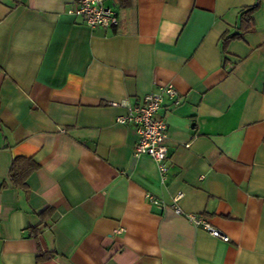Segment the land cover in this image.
<instances>
[{
  "label": "crops",
  "instance_id": "1",
  "mask_svg": "<svg viewBox=\"0 0 264 264\" xmlns=\"http://www.w3.org/2000/svg\"><path fill=\"white\" fill-rule=\"evenodd\" d=\"M74 1L0 0V264H264V0ZM164 84L162 178L116 117Z\"/></svg>",
  "mask_w": 264,
  "mask_h": 264
},
{
  "label": "built area",
  "instance_id": "2",
  "mask_svg": "<svg viewBox=\"0 0 264 264\" xmlns=\"http://www.w3.org/2000/svg\"><path fill=\"white\" fill-rule=\"evenodd\" d=\"M67 13L82 18L83 23L91 28H111L118 23L117 13L105 5V0H75L68 6ZM165 96L171 98L175 105L182 101L172 84H164L146 94L141 104L130 107L126 114L116 117L117 122H128L135 128L138 138L134 145V153L151 157L158 164L162 178L167 171L168 160L167 126L160 111ZM181 195L178 193L174 200L177 201ZM176 210L180 212L179 208ZM186 217L193 225L204 229L211 236L224 241L229 239L203 216L187 213Z\"/></svg>",
  "mask_w": 264,
  "mask_h": 264
},
{
  "label": "trees",
  "instance_id": "3",
  "mask_svg": "<svg viewBox=\"0 0 264 264\" xmlns=\"http://www.w3.org/2000/svg\"><path fill=\"white\" fill-rule=\"evenodd\" d=\"M119 1V0H118ZM121 2V1H119ZM121 4V3H120ZM256 5L250 6V7H245L240 11L241 14V24H240V31H237L235 33H231L230 34H226V36L224 37L225 40L230 39V38H237L240 37L242 35L243 32H247L250 31L252 29V12L255 10ZM21 158H16V160H19ZM17 162V161H16ZM13 167L15 168V163L13 165ZM13 168L12 172H11V176L17 175V171ZM12 178H16V176L12 177ZM48 253L39 250L38 254H37V261L42 260L44 257H47Z\"/></svg>",
  "mask_w": 264,
  "mask_h": 264
}]
</instances>
